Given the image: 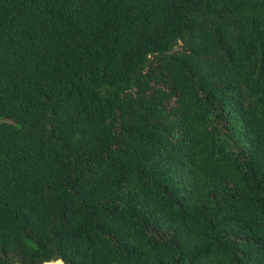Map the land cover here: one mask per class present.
I'll use <instances>...</instances> for the list:
<instances>
[{"label":"trees","instance_id":"obj_1","mask_svg":"<svg viewBox=\"0 0 264 264\" xmlns=\"http://www.w3.org/2000/svg\"><path fill=\"white\" fill-rule=\"evenodd\" d=\"M264 264V0H0V264Z\"/></svg>","mask_w":264,"mask_h":264},{"label":"bare ground","instance_id":"obj_2","mask_svg":"<svg viewBox=\"0 0 264 264\" xmlns=\"http://www.w3.org/2000/svg\"><path fill=\"white\" fill-rule=\"evenodd\" d=\"M56 262H57V260H55V261H52L51 263H52V264H56Z\"/></svg>","mask_w":264,"mask_h":264},{"label":"rangeland","instance_id":"obj_3","mask_svg":"<svg viewBox=\"0 0 264 264\" xmlns=\"http://www.w3.org/2000/svg\"><path fill=\"white\" fill-rule=\"evenodd\" d=\"M63 264V263H62Z\"/></svg>","mask_w":264,"mask_h":264}]
</instances>
